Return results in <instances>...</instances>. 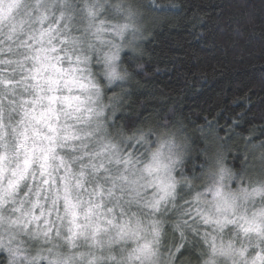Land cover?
Returning a JSON list of instances; mask_svg holds the SVG:
<instances>
[{
	"label": "trees",
	"instance_id": "trees-1",
	"mask_svg": "<svg viewBox=\"0 0 264 264\" xmlns=\"http://www.w3.org/2000/svg\"><path fill=\"white\" fill-rule=\"evenodd\" d=\"M38 3L20 14L23 22L36 17L35 30H9L5 20L11 17L3 18L0 29V154L9 169L20 161L23 144L39 142L46 131L53 92L45 74L49 59L76 72L77 97L66 105V87L56 84L51 183L37 168L41 160H34L28 174L3 192L9 205L35 202L32 210L53 226L18 239L24 248L20 264H62L81 243L72 247L55 238L54 225L66 213L54 198L70 172L78 175L74 184L85 196L97 186L110 189L113 173H119V185L129 186L125 170L146 166L163 145L177 161L176 211L159 220L164 254L175 257V264H207L211 241L222 233L202 219L203 194L224 172L248 189L264 186V0ZM129 24L136 27L132 35L123 32ZM255 170L258 181L252 183ZM121 201L128 218L151 217L138 204ZM224 233L244 240L237 229ZM0 264H13L4 247Z\"/></svg>",
	"mask_w": 264,
	"mask_h": 264
},
{
	"label": "rangeland",
	"instance_id": "rangeland-1",
	"mask_svg": "<svg viewBox=\"0 0 264 264\" xmlns=\"http://www.w3.org/2000/svg\"><path fill=\"white\" fill-rule=\"evenodd\" d=\"M38 2L40 0L22 2L0 0V29L3 30V18L11 17L5 20L9 30L13 28L35 30L36 17L23 22L25 17H21L20 14L24 12L23 7L26 6L36 9ZM33 9L29 10L33 12ZM38 12L36 10L33 14L37 16ZM49 13L50 10L45 21ZM126 15L129 17L128 14ZM133 27L129 24L128 27H124L123 32L132 35ZM47 63L48 71L45 74L53 92L49 97L48 122L47 120L44 122L46 131L39 134L41 136L39 142L23 144V148L21 147L23 155L13 169H9L11 165L7 163L3 153L0 154V251H3L4 247L12 257L13 264H20L19 260L23 257L24 248L18 239H23L25 234L32 236L34 232L40 230L48 232L53 226L47 224L41 216L42 213L36 214L33 211L35 202L31 207L26 208H22L19 203L9 205L5 202L3 192L14 188L17 182L28 174L34 160H41L42 165L37 164V168L42 167L46 174H50L51 171L48 169L51 168L55 154L52 151L55 134L51 132L54 123L51 116L55 115L57 109V96L54 93L56 84L61 82L66 87L63 98L66 105L77 97L72 91L77 77L76 72L70 68L63 70L56 67L51 59ZM116 70V67H112L111 72L115 73ZM74 107V110L78 111V107L72 106ZM38 116L40 119L44 114L38 113ZM38 122L41 123L40 120ZM111 152L114 157L116 154L114 149H111ZM152 159V162L146 166L125 170L128 174H125L123 180L131 185H119V173H113L109 177L115 183L110 189L105 190L97 186L100 188L95 187L96 189L90 191L88 196H85L82 189L74 184L76 183L74 180H78L76 178L78 175L70 172V175H67L68 179H62L64 184L59 195L55 196L54 202L59 208L63 207L66 214L64 219H58L60 222L58 226L53 224L56 227L55 238L63 237L65 243L72 247L77 246L81 241L76 252H71V255L74 254L73 257L64 259L62 264H110V258L115 259L116 263L123 264H175L174 256L172 259L164 254L165 242L159 220H162L161 216L176 211L173 189L176 155L163 145L153 152ZM9 170L11 173L8 178ZM252 172L250 182L256 183L260 170ZM49 174L45 178L46 183H51L54 179L49 177ZM225 176V172L220 173V177H216V184L210 189V194L207 196L203 194L206 199H203L205 209L200 213L202 219L208 223L207 225L215 226L222 233L220 239L211 241L212 250L207 264H264V186L258 191L251 190L241 186L240 182L234 183L239 178L228 179ZM128 187L131 189L123 190ZM118 189L122 191L119 193ZM121 200H124V204H138L151 217L144 222L137 216L128 218ZM45 217L47 218V214ZM40 221L42 223L39 224ZM229 227L233 230L237 229L239 233L242 231L244 240L236 241L235 234L224 237V232L229 230ZM222 237L226 241L221 240ZM55 247L58 248V244H55ZM86 247L87 251H85ZM104 253L107 256L103 257ZM100 254L103 258H100Z\"/></svg>",
	"mask_w": 264,
	"mask_h": 264
}]
</instances>
